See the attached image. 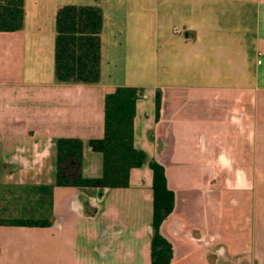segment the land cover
Here are the masks:
<instances>
[{"label":"crops","instance_id":"0c3cea01","mask_svg":"<svg viewBox=\"0 0 264 264\" xmlns=\"http://www.w3.org/2000/svg\"><path fill=\"white\" fill-rule=\"evenodd\" d=\"M147 17L151 84L111 80L102 46L98 84L54 82L55 34L29 0L22 29L0 33L16 64L1 67L0 215L50 223L0 226V264H150L152 160L174 195L159 228L170 264H264V0H153ZM118 87L142 90L133 144L146 163L127 188L54 186L59 139H79L82 176L100 177L88 142Z\"/></svg>","mask_w":264,"mask_h":264},{"label":"trees","instance_id":"16d2710c","mask_svg":"<svg viewBox=\"0 0 264 264\" xmlns=\"http://www.w3.org/2000/svg\"><path fill=\"white\" fill-rule=\"evenodd\" d=\"M24 23V0H0V33H14ZM102 11L97 6L64 5L55 14L53 80L58 84L94 85L100 81ZM142 90L118 87L104 98L103 137L90 140L88 147L102 159L98 178L82 176L83 143L68 138L54 141L56 187L122 189L129 185L130 172L146 163V155L133 144V121ZM156 114L160 96L156 95ZM152 172V235L150 264H170L172 247L159 228L172 213L174 195L168 190L164 168L149 161ZM46 220H0V226L47 227Z\"/></svg>","mask_w":264,"mask_h":264},{"label":"rangeland","instance_id":"374dc122","mask_svg":"<svg viewBox=\"0 0 264 264\" xmlns=\"http://www.w3.org/2000/svg\"><path fill=\"white\" fill-rule=\"evenodd\" d=\"M29 2L36 4L38 19L42 20L41 26L52 34H55V12L59 7L64 5L99 7L104 16V32L101 40L103 68L110 74L109 78L121 83H152H149L151 76L148 75L147 57L140 49L142 37L148 26L147 14L153 5V0H29ZM4 56H7V61L4 60ZM13 63V57L10 54L3 55L0 49V70L2 65L14 68L16 64ZM1 72L2 70L0 80L5 77ZM144 73L145 81L138 78ZM13 80L15 79H11ZM24 80L29 82L26 77ZM25 210L32 212V204L27 205ZM18 218H22V215L16 216L11 211L0 215V220Z\"/></svg>","mask_w":264,"mask_h":264}]
</instances>
